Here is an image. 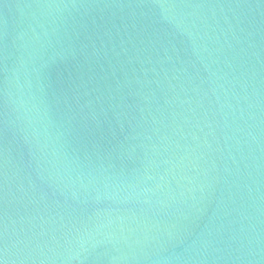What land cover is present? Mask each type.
Wrapping results in <instances>:
<instances>
[{
  "label": "water",
  "instance_id": "water-1",
  "mask_svg": "<svg viewBox=\"0 0 264 264\" xmlns=\"http://www.w3.org/2000/svg\"><path fill=\"white\" fill-rule=\"evenodd\" d=\"M0 264H264V0H0Z\"/></svg>",
  "mask_w": 264,
  "mask_h": 264
}]
</instances>
